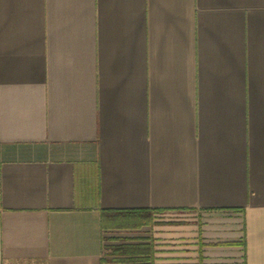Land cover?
Here are the masks:
<instances>
[{
	"label": "crops",
	"instance_id": "0c3cea01",
	"mask_svg": "<svg viewBox=\"0 0 264 264\" xmlns=\"http://www.w3.org/2000/svg\"><path fill=\"white\" fill-rule=\"evenodd\" d=\"M0 264H264V0H0Z\"/></svg>",
	"mask_w": 264,
	"mask_h": 264
},
{
	"label": "rangeland",
	"instance_id": "374dc122",
	"mask_svg": "<svg viewBox=\"0 0 264 264\" xmlns=\"http://www.w3.org/2000/svg\"><path fill=\"white\" fill-rule=\"evenodd\" d=\"M191 215L188 212H179V211H154L148 214V216L141 217L142 222H147L149 224L157 223V219L168 220V222H175L176 219H190ZM162 222V221H161Z\"/></svg>",
	"mask_w": 264,
	"mask_h": 264
},
{
	"label": "trees",
	"instance_id": "16d2710c",
	"mask_svg": "<svg viewBox=\"0 0 264 264\" xmlns=\"http://www.w3.org/2000/svg\"><path fill=\"white\" fill-rule=\"evenodd\" d=\"M137 211H141V210H137Z\"/></svg>",
	"mask_w": 264,
	"mask_h": 264
}]
</instances>
